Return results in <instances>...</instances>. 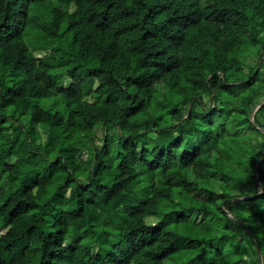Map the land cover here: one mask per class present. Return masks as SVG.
I'll list each match as a JSON object with an SVG mask.
<instances>
[{"label":"trees","instance_id":"obj_1","mask_svg":"<svg viewBox=\"0 0 264 264\" xmlns=\"http://www.w3.org/2000/svg\"><path fill=\"white\" fill-rule=\"evenodd\" d=\"M0 231V264H264V0H0Z\"/></svg>","mask_w":264,"mask_h":264},{"label":"rangeland","instance_id":"obj_2","mask_svg":"<svg viewBox=\"0 0 264 264\" xmlns=\"http://www.w3.org/2000/svg\"><path fill=\"white\" fill-rule=\"evenodd\" d=\"M46 52H47V51H45V52H37V53H35V56H36V57H43V56L46 55ZM69 84H70V80H69L67 77L63 78L62 86H63V87H67V86H69ZM160 91H162L161 88H160ZM91 101H93V100H91ZM9 123H10V122L8 121V122L6 123V125H8ZM95 132H96V135H97L98 137H101V136H102V131H101L100 127H96V128H95ZM101 145H102V144L100 143V144H99V147H101ZM79 156H80L81 159L85 160V159H86V156H87V151H86V150L81 151L80 154H79ZM68 193H69V190H65V196H67ZM200 219H201V217H200ZM146 223H147V224H153L152 221L149 222L148 220H146ZM3 232H4V231H0V234H2ZM68 243H69V241H66V242H65V245H68ZM91 250H95L94 247H91ZM164 264H171V263L167 261V262H164Z\"/></svg>","mask_w":264,"mask_h":264},{"label":"water","instance_id":"obj_3","mask_svg":"<svg viewBox=\"0 0 264 264\" xmlns=\"http://www.w3.org/2000/svg\"><path fill=\"white\" fill-rule=\"evenodd\" d=\"M258 255H259V251H258Z\"/></svg>","mask_w":264,"mask_h":264},{"label":"clouds","instance_id":"obj_4","mask_svg":"<svg viewBox=\"0 0 264 264\" xmlns=\"http://www.w3.org/2000/svg\"><path fill=\"white\" fill-rule=\"evenodd\" d=\"M258 252V251H257Z\"/></svg>","mask_w":264,"mask_h":264}]
</instances>
